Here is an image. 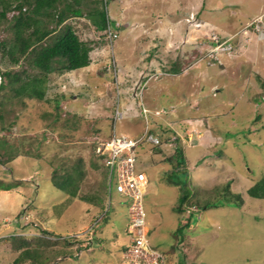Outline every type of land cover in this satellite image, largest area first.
<instances>
[{
	"label": "rangeland",
	"instance_id": "rangeland-1",
	"mask_svg": "<svg viewBox=\"0 0 264 264\" xmlns=\"http://www.w3.org/2000/svg\"><path fill=\"white\" fill-rule=\"evenodd\" d=\"M103 1L117 37L111 43L87 16L68 18L66 23L91 45L90 63L39 75L50 101L38 93L14 95L18 81L0 72V83L6 82L0 87V126L13 122L10 130L0 131V264H15L25 249L14 244L11 233L31 245L32 255L17 264H90L91 257L108 251L106 264L118 263L120 245L128 240L129 200L113 188L109 206L108 173L93 139L113 132L117 103L125 117L116 122V131L133 136L146 129L140 104L154 106L148 125L158 128L163 143L141 152L149 177L144 203L149 238L166 253L167 264H264V198L247 192L264 174V18L256 10L262 0ZM8 34L0 29V40L10 41ZM113 55L116 70L123 68L118 80L107 69ZM144 61L156 63L148 68ZM175 66L182 73L168 74ZM0 68L24 72L22 79L39 74L26 58L13 63L3 51ZM180 146L193 190L182 210L177 208L182 188L168 176L184 167L169 155ZM68 173L77 186L69 199L54 184ZM16 181L23 202L19 209H8L6 192L13 193ZM228 181L232 192L243 194L242 207L220 202L206 208L221 197ZM89 203L103 214L91 246L76 256L82 242L44 237L50 225L64 235L85 231L95 221L96 211H86ZM52 208L60 211L55 224L47 223ZM196 212L194 221L190 214ZM188 220L192 225H184ZM180 226L182 236L176 235ZM177 237L183 240L177 243Z\"/></svg>",
	"mask_w": 264,
	"mask_h": 264
},
{
	"label": "trees",
	"instance_id": "trees-1",
	"mask_svg": "<svg viewBox=\"0 0 264 264\" xmlns=\"http://www.w3.org/2000/svg\"><path fill=\"white\" fill-rule=\"evenodd\" d=\"M81 16H87L92 19V24L95 28L99 32H103L104 35L107 34V27L111 20L108 16L107 2L105 1L104 3L103 0H0V29L9 32L8 36L11 35L10 41L6 39L0 40V52L3 51L5 55L7 54L9 60L13 63H18L23 58H26L33 67L39 70L38 75H30L29 79H26L28 76H25V79H22L20 75L24 72L18 73L8 70L3 72L0 68V72L10 76L12 82L18 81V86L13 87L14 95L28 92L30 94L38 93L36 96L44 98V78H41L39 75H47L53 70L70 71L87 66L90 63L89 52L92 49L90 43L80 39L74 27L66 23V20L70 17ZM173 70L178 71L179 68L175 66ZM5 84L6 82L2 80L0 87H5ZM61 97H64V95H61ZM44 99H46V97ZM46 100L50 101L51 99ZM56 101L58 102L59 100ZM150 105L151 106L148 107L146 103L140 104L141 112L146 118V126L149 128V132L156 134L158 128L148 125V114H153L154 108L152 104ZM145 107H148L147 112L143 110ZM154 115L151 116L152 122L154 120V122H156L158 119L157 114ZM11 125L13 126V122L1 125L0 131L10 130L12 128ZM161 128L165 127L161 125ZM3 142L6 143L7 140ZM162 143V139L160 138V143L151 146L149 149H151L152 152L153 148L162 146ZM1 147L5 150L4 152H8V147L6 148L4 145ZM144 147L145 146L142 147V152L147 150L144 149ZM169 155L172 156V158L174 157L178 166L180 164L184 166L181 170L177 167L176 171L173 170L168 174L169 182L179 185L182 188L181 201L177 205V208L182 210L185 200L193 195V190L187 186V183L190 181V174L188 173L190 171L187 168V164L189 163L181 146L177 147L174 152H170ZM97 157L100 160V157ZM143 160L144 158L141 157L142 163ZM101 165H103L102 162ZM104 169L106 170V168ZM75 182L76 179L74 180L72 173H68L61 176L58 180H55L54 184L75 196L77 192ZM72 185H74V187H72ZM230 187L231 181H228L223 187V191L220 192L221 197L212 202H208L209 204H207L206 208L208 206H219L220 202L239 208L242 207L244 202L243 194L232 192ZM247 192L254 197L264 198V174L253 185L247 188ZM197 215L198 212L193 216L190 214V217L192 220L197 221ZM194 216H196V218ZM191 221L188 220L184 225H192ZM182 227L184 226L177 228L178 232H176V235H183L181 232L183 231ZM11 238H13L15 245L19 247L20 245L25 246L21 255L15 258V264L23 257L25 258L28 257V255H32L30 242L23 238H17L16 235H13ZM97 239L98 236H95L93 242L89 243L88 246L92 245ZM182 240H179V237H177V243H180Z\"/></svg>",
	"mask_w": 264,
	"mask_h": 264
},
{
	"label": "built area",
	"instance_id": "built-area-1",
	"mask_svg": "<svg viewBox=\"0 0 264 264\" xmlns=\"http://www.w3.org/2000/svg\"><path fill=\"white\" fill-rule=\"evenodd\" d=\"M106 32L109 41L112 43L113 39L117 37L116 28L109 23ZM107 65L109 70L114 72L115 78H117L114 56ZM143 110L144 112L148 111L146 107ZM113 117V132L109 133L105 138L96 136L93 139L97 143L96 154L100 157L108 173L106 192L109 206L112 203L113 188L129 200L126 228L129 242L121 252V262L119 264H167L166 254L156 249L149 238V226L144 203L149 177L147 172L142 169L143 163L141 162L142 147L159 144L160 137L155 133L149 132L148 126H146L140 136L118 133L115 127L116 122L124 118V112L119 103L115 107ZM102 216L103 214L98 212L94 217L95 221L93 224L83 232L50 237L62 241L82 242L81 245L78 244L79 247H88L87 244L92 243L95 237L96 230L94 226Z\"/></svg>",
	"mask_w": 264,
	"mask_h": 264
},
{
	"label": "crops",
	"instance_id": "crops-1",
	"mask_svg": "<svg viewBox=\"0 0 264 264\" xmlns=\"http://www.w3.org/2000/svg\"><path fill=\"white\" fill-rule=\"evenodd\" d=\"M256 10H258L259 11V13H257V15L258 16H262L263 18H264V0H262V2H261V4H260V7H258ZM256 15V16H257ZM145 65H148L149 67L148 68H151V67H154V63H156V62H153V63H149V64H146L145 63V61L143 62ZM144 64H142V65H144ZM136 65V64H135ZM180 66H182V64H180ZM161 66L160 65H158V68H160ZM82 68V67H81ZM78 69H80V68H78ZM181 69H182V67L180 68V70H178V71H176L175 73H174V75L175 76H178V75H180L181 73H182V71H181ZM120 72L122 73V74H124L123 73V68L121 67L120 68ZM120 72H119V76H120ZM147 72H148V70H147ZM156 72H153V74H155ZM152 74V73H151ZM168 74H170V73H168ZM88 76H87V78H91L92 79V77H93V75L91 74V73H88L87 74ZM127 75H125L124 77H126ZM108 77V76H107ZM94 80V79H93ZM128 116V115H127ZM109 135V133L106 135V136H108ZM23 178H25V177H23ZM16 183H17V181H16ZM32 184H34L37 188H39V184H37V182H34V183H32ZM20 187V188H19ZM21 187H22V185H20V183H17L15 186H12V188H14V191H13V193H10V192H6L5 190H3L2 191V193H7L8 195H9V197H7V196H5V198H6V202H8L7 204H8V209L9 208H14V207H18V206H20L21 207V205H22V202H23V195H20V193L19 192H21ZM6 189V188H5ZM11 189V188H10ZM17 191V192H16ZM10 193V194H9ZM67 193V192H66ZM68 194V193H67ZM2 197H4L3 196V194H0V198H2ZM70 198V194H68V199ZM68 199H66V200H68ZM37 200V198L35 199V201ZM37 202V201H36ZM36 207H39V205H36ZM54 207V206H53ZM100 207H96V209L94 208V205L93 204H91V203H89V205H87V207H86V211L88 212V213H90V211H92L93 213L96 211V213L99 211L98 209H99ZM17 209H19V207L17 208ZM53 213H56V211L52 208V210H51V212L49 213V215H48V217H47V219H48V221H47V223H52V224H55V222L57 221L56 219H58V214L60 213V211H58V213H56V215H55V217L52 215ZM62 213H64V211L62 212ZM38 221H41L42 222V224H43V221H45V218L44 217H41L40 215H41V212L38 210ZM85 224V226L88 224H86V223H84ZM84 224H82V225H84ZM48 231V233H56L54 230H53V226H51L50 225V229L49 230H47ZM129 241V238H128V240H127V242ZM126 242V243H127ZM126 243H124V244H126ZM121 247L123 246V244H121L120 245ZM97 257L96 258H94L93 259V257H91L89 260H91V263L90 264H106L108 261H110L111 260V255H110V252L108 251V252H104V253H102L101 255H96Z\"/></svg>",
	"mask_w": 264,
	"mask_h": 264
},
{
	"label": "clouds",
	"instance_id": "clouds-1",
	"mask_svg": "<svg viewBox=\"0 0 264 264\" xmlns=\"http://www.w3.org/2000/svg\"><path fill=\"white\" fill-rule=\"evenodd\" d=\"M110 24H111V22H109ZM113 42V41H112ZM218 45H221V43L220 44H218ZM114 57H115V55H113ZM213 57H215V55L213 56ZM116 60V59H115ZM117 61V60H116ZM108 70H109V68H108ZM180 70V69H179ZM110 71V70H109ZM120 72V67H119V69L117 70V74H116V77L118 78V76H119V73ZM168 73H175L176 71L175 70H170V71H167ZM115 77V76H114ZM153 77V76H152ZM151 77V78H152ZM116 78V79H117ZM150 78H148V80H149ZM118 80V79H117ZM147 82V81H146ZM146 82H144L143 83V87H144V85H145V83ZM134 97H136V95L134 94ZM123 111V110H122ZM127 115V114H126ZM113 116H114V113H113ZM124 117H125V114H124ZM113 121H114V117H113ZM112 125H114V122H113V124ZM191 131V130H190ZM193 131V130H192ZM191 131V132H192ZM123 133H126V132H123ZM193 134H194V132H192ZM126 134H129V133H126ZM191 134V133H190ZM131 135V134H130ZM189 137H190V135H189ZM144 166V165H143ZM148 175V174H147ZM69 194V193H68ZM105 198H107V192L105 193ZM101 210V209H100ZM100 212V211H99ZM191 212V211H190ZM98 213V212H97ZM96 213V214H97ZM95 214V215H96ZM95 217V216H94ZM148 226H149V223H148ZM126 228H127V224H126ZM46 233H48V231L46 230ZM149 233H150V227H149ZM49 235L46 237V236H44L43 234H40V233H36L35 235H43L45 238H47V240L48 241H50V242H56V241H62V240H59V239H52L50 236H55V235H61V234H59V233H48ZM13 235H19V234H14V233H11V234H9V236H13ZM98 236V235H97ZM37 237H40L41 238V236H37ZM129 238V237H128ZM64 242H70V241H64ZM129 242V241H128ZM127 242V243H128ZM126 243V244H127ZM126 244H123V246L122 247H125V245ZM89 246H91V245H89ZM88 246V247H89ZM83 248H85V247H79L78 249H79V251H82V249ZM123 250V249H122ZM79 251L76 253V256L79 254ZM162 251V250H161ZM122 252V251H121ZM165 253V252H164ZM72 254V253H71ZM166 254V253H165ZM121 262V254H120V259H119V261H118V263H116V264H119Z\"/></svg>",
	"mask_w": 264,
	"mask_h": 264
}]
</instances>
